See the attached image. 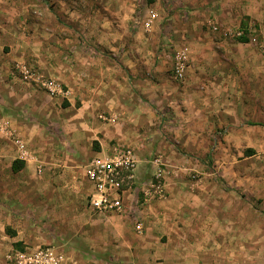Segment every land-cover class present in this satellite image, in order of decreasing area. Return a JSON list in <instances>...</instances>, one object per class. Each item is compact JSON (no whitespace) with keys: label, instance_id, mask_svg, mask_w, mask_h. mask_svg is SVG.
I'll use <instances>...</instances> for the list:
<instances>
[{"label":"crops","instance_id":"0c3cea01","mask_svg":"<svg viewBox=\"0 0 264 264\" xmlns=\"http://www.w3.org/2000/svg\"><path fill=\"white\" fill-rule=\"evenodd\" d=\"M36 5L0 0V264L40 246L59 264H231L236 254L247 264L249 242L264 232V65L242 73L238 43L219 32L184 38L205 21L245 32L255 21L264 34V0H149L158 14L149 29L146 11L134 22L131 0L122 30L87 2L48 13ZM176 35L190 50L183 80L171 73ZM22 61L61 92L23 80L14 69ZM113 144L135 149V186L162 155L192 170L160 165L162 199L141 205L127 190L124 212L96 214L84 164Z\"/></svg>","mask_w":264,"mask_h":264},{"label":"built area","instance_id":"2783aa9c","mask_svg":"<svg viewBox=\"0 0 264 264\" xmlns=\"http://www.w3.org/2000/svg\"><path fill=\"white\" fill-rule=\"evenodd\" d=\"M157 10L148 7L146 15L142 21L144 27L149 29L157 17ZM213 31L219 32L224 37L247 36L252 42H257V37L253 34L254 25L252 22L247 25V32L240 28H230L221 24H211ZM260 50L264 52V45H260ZM190 64L189 46L184 43L174 49V63L171 68L172 76L177 80H183L186 70ZM15 71L20 74L23 80L34 78L51 95L61 92V86L53 78H44L37 70L25 62H18ZM19 148L23 145L18 139L15 140ZM264 158V151H263ZM158 157L154 161L159 166L157 170L147 178L143 179L135 186V168L137 156L132 146L113 144L109 151L91 157L85 164L84 170L87 179L94 185L95 193L89 198V207L93 213L107 215L110 213L124 212L123 197L127 190L131 195L136 191L140 192L138 203L144 205L152 199H162L165 196V171L160 167ZM141 221L135 223L137 231L141 229ZM14 264H59L57 256L53 250L47 246H40L33 249L23 248L15 251L12 255Z\"/></svg>","mask_w":264,"mask_h":264},{"label":"rangeland","instance_id":"374dc122","mask_svg":"<svg viewBox=\"0 0 264 264\" xmlns=\"http://www.w3.org/2000/svg\"><path fill=\"white\" fill-rule=\"evenodd\" d=\"M81 2H84V3L87 2V5H86L87 10L102 13L103 16L105 17L104 21L110 22L109 28H117V29L122 30V28L127 27V25L125 24L126 20H124V18L126 17L125 15L127 16L131 15L130 14L131 0H55V1L37 0L36 7L38 9V12L41 11L42 13L43 12L48 13L49 11L58 12L60 11L61 6H67L71 10L78 11L81 9V5H79ZM148 2L149 0H136L138 8H137V11H135V14L132 15L134 22L136 24L139 23L140 19H142L146 11V7L148 6ZM164 21L166 22L167 20L164 19ZM210 22L211 21L207 23V21H205V24L203 25V29L201 30L199 36L198 35L191 36L190 41L187 40L188 38H184L187 41V43L190 44L194 41H197L200 37L203 38L204 36L207 37L208 35H210L214 39L215 38L214 36H217L215 35V33L217 34L218 32L213 31V29L211 28V25H209ZM215 24H218V23L216 22ZM252 24L254 25V29H255L254 30L255 33L253 34L257 37V42L250 41L248 35H247V40L244 42L239 41L237 37L236 38L231 37V36L226 37V41H228L229 43H238V47L234 51L235 55L238 58V63L236 64H238L241 67L242 73H247V74H255L259 72L261 73V71H257V70H262V65H264V63H261V60L264 61V54H262L264 52L260 50V45L264 43V34L259 31V27L257 23H255V21L254 22L252 21ZM145 34L147 33L145 32ZM218 35H220L223 38V36L220 33ZM180 38L178 35H176L172 39L170 38L169 39L172 40L171 43L173 45L176 44V46H178L180 44V41H178L180 40ZM190 63H191V57H190ZM263 151H264V147L261 148V150L259 151L260 158H257V161H259L258 163H259L260 169L263 171V175H264ZM162 159L164 162L163 166L165 165L166 167L170 168L169 169L170 173H173V175L175 174L177 175V173H180L181 171L189 172L192 170L189 167V163H187L186 159H183L182 162H178L176 164L165 162L163 155H162ZM249 166L250 164H248V167ZM250 196L254 198L253 195H250ZM259 196H260L259 200H263V203L261 204L257 203L258 206L260 205L259 207H257V213H261L260 215L264 217V182H263L262 189L260 190ZM250 233H251V227H249V234ZM255 235H258V234H255ZM261 238L259 237V240ZM248 245H249L248 251L250 252V250H252V252H256V254L255 253L249 254L248 259H247V264H264V232H263V238L261 239V241H259L258 246H257V243H255V241L252 243L249 242ZM236 255H237V258H232V260H230L231 264H240L239 263L240 260L238 259L239 258L238 254Z\"/></svg>","mask_w":264,"mask_h":264},{"label":"trees","instance_id":"16d2710c","mask_svg":"<svg viewBox=\"0 0 264 264\" xmlns=\"http://www.w3.org/2000/svg\"><path fill=\"white\" fill-rule=\"evenodd\" d=\"M238 39H239V41L244 42V41L247 40V36H242V37H239ZM17 162L18 161L13 162V166H12L13 170H17L18 169V166L16 165Z\"/></svg>","mask_w":264,"mask_h":264}]
</instances>
